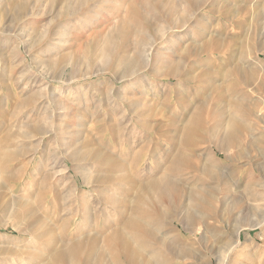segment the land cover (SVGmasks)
<instances>
[{"label": "rangeland", "instance_id": "374dc122", "mask_svg": "<svg viewBox=\"0 0 264 264\" xmlns=\"http://www.w3.org/2000/svg\"><path fill=\"white\" fill-rule=\"evenodd\" d=\"M131 2L150 4L99 0L102 10H115L64 21L60 51L35 46L50 13L27 18L25 37L9 27L0 33V264H51L54 253L66 247L59 234L67 227L76 238L89 232V225L98 226L96 218L83 222L82 231L78 218L67 224L75 210L67 206L78 193L64 196L74 184L89 195L88 202L77 204L109 213L111 225L117 223V207L109 199L121 208L127 205L129 217L143 195L140 219L154 234L135 242L144 251L160 249L175 264H264V0H206L184 13L191 20L179 30L165 16L146 12L163 27L150 32L147 67L122 80L121 60L136 55L137 44L149 34L142 22L130 26L126 43L115 38L113 56L104 57L100 49L115 35L116 25L131 19L118 11ZM202 30L205 36H199ZM179 64V78L166 74L167 67ZM233 130L230 144L221 147ZM185 131L191 139L187 146ZM175 163L180 170L172 174L168 169ZM203 167L216 176L204 175ZM167 177L177 183L178 197L162 203L153 194L156 208H151L142 187ZM84 178L89 187L81 183ZM201 189L214 203L209 210L193 207L196 217L186 220ZM28 202L30 212L17 209ZM182 217L185 225L178 221ZM250 223L260 226L252 229ZM49 226L56 242L43 237ZM99 245L96 255L103 251L107 264H122L113 260L103 238ZM96 255L86 246L82 264H94Z\"/></svg>", "mask_w": 264, "mask_h": 264}, {"label": "bare ground", "instance_id": "6f19581e", "mask_svg": "<svg viewBox=\"0 0 264 264\" xmlns=\"http://www.w3.org/2000/svg\"><path fill=\"white\" fill-rule=\"evenodd\" d=\"M125 1V0H124ZM150 2V4H146V5H140L139 2H131L130 5H128L127 8L125 9H118V11H124L127 14H129V17L131 19H128V21H123L122 23H120L119 25H116L117 27V32L115 33L114 36H108L106 41H105V46L103 49H100V52L106 56H110L112 55V51L115 48V38L117 36L121 37L122 40L124 41V43H126V40L128 39L127 37V33L130 30V26L131 25H137L140 22H142L143 26L145 27V31H147L149 34L144 35L146 37L145 41L139 42L137 44L136 50L134 53H136V55L131 56V57H124L123 60H121V62L125 65L124 67V71L121 73V79H126L129 78L131 75L133 76L134 74H136L142 67L146 66L144 63V57H145V47L147 44H149V40H153V35L150 34L156 31H161L162 27H157L154 23H152L147 17H146V12H154L156 16H158L159 18H164V16L166 18L169 19V21L166 19V22H171L170 27H172L174 30H179L184 28L189 21L191 20L189 17V15H185L184 13L187 11H196L198 8H200L205 2L206 0H148ZM99 0H14L13 2H9V0H0V33H4L7 28L9 27V29L13 30H17V32H19L21 34V36L25 37L27 34V26L25 27V25L27 24V18L31 17V16H35V17H43L44 15L47 14H51V17L49 19V23L45 26V29L43 28L42 33L39 34V39L37 41V43L35 44V46L37 48H42L46 47V48H52V49H58L60 51L61 47H63L65 44L63 43V41L61 40V38H59V36L65 31L62 29L65 28L66 26H63L65 24H63L64 21H70V20H75L78 17L82 16L83 17H87V18H94V16H98V12L100 11L102 5L100 3H98ZM109 2V1H108ZM126 3V2H125ZM124 3V5H125ZM101 6H100V5ZM105 4V3H104ZM127 4V3H126ZM108 6V5H107ZM107 6L105 8H107ZM115 7L111 6L110 9H101L102 11L100 13L103 14H111L112 10ZM184 11V12H183ZM99 13V14H100ZM115 13V12H114ZM196 13V12H195ZM149 15V14H148ZM175 17H178L177 21L175 19ZM32 18V17H31ZM154 18V16H153ZM152 18V19H153ZM7 20V21H5ZM163 20V19H161ZM10 23L8 26L5 25V22ZM154 21V19L152 20ZM163 22V21H162ZM68 23V22H67ZM160 23V21H159ZM70 24V23H69ZM170 24V23H169ZM159 25V24H158ZM61 27L60 31H57L56 28ZM136 27V26H135ZM143 28V27H142ZM217 29V28H216ZM115 30V29H114ZM113 30V31H114ZM170 30V28H169ZM36 31V30H35ZM166 31V30H164ZM146 32V33H147ZM112 33V34H114ZM137 33V32H136ZM157 33V32H156ZM10 34V33H9ZM26 34V35H25ZM6 35V34H4ZM8 35V34H7ZM65 35V34H64ZM139 35V32L137 34V36ZM159 35V34H158ZM165 35V34H164ZM3 36V35H2ZM155 36V35H154ZM157 36V35H156ZM155 36V37H156ZM199 36H205V31L202 30L199 34ZM158 37V36H157ZM126 39V40H125ZM140 39V38H139ZM158 39V38H157ZM161 39V38H160ZM138 40V39H137ZM27 42V41H26ZM46 42V43H45ZM29 43V42H28ZM104 43V42H103ZM150 45V44H149ZM151 47V46H150ZM101 48V47H100ZM117 48V47H116ZM152 48V47H151ZM30 49V48H29ZM33 49V48H32ZM55 49V51H56ZM147 49V48H146ZM35 50V49H34ZM150 50V49H149ZM206 51V50H205ZM204 51V52H205ZM168 52V51H167ZM97 53V52H96ZM100 53V54H101ZM171 53V52H170ZM208 53V52H207ZM98 54V53H97ZM173 54V53H172ZM262 55L264 56V52H262ZM113 56V55H112ZM259 58L262 57L261 54L257 55ZM101 57H103L101 55ZM123 57V56H122ZM149 58V57H148ZM174 58V57H173ZM89 59V58H88ZM91 59V58H90ZM105 59V58H104ZM257 59V58H256ZM37 60V59H36ZM37 62V61H36ZM147 62V61H145ZM168 62V61H167ZM50 63V62H49ZM46 64L47 66L51 67L50 64ZM115 63V61H114ZM41 64V63H40ZM39 64V65H40ZM182 64V63H181ZM45 65V63H44ZM242 67V66H241ZM66 68V67H65ZM153 68H156L155 66H153ZM182 66L179 64L175 67H170L168 69V73H166L168 76H178L179 78V73L182 70ZM243 68V67H242ZM41 70V69H40ZM76 70V69H75ZM75 70L73 69L72 72L75 73ZM157 70V69H156ZM242 70V69H241ZM65 71V70H64ZM76 74V73H75ZM155 74V72H154ZM64 75V74H63ZM120 75V74H119ZM74 76V75H73ZM160 76V75H159ZM86 77V76H85ZM181 77V76H180ZM75 78V77H74ZM177 78V79H178ZM55 79V78H54ZM170 79V78H169ZM118 80V79H117ZM70 81H73L72 79ZM220 88V87H219ZM222 88V87H221ZM232 91V90H231ZM241 91V90H240ZM236 92V91H235ZM239 92V91H238ZM234 93V92H233ZM236 94V93H235ZM238 94V93H237ZM236 94V95H237ZM226 97V96H225ZM233 98V97H232ZM237 98V97H236ZM21 105V104H20ZM246 106V105H245ZM244 107V106H243ZM220 110V109H219ZM198 113V112H197ZM252 113V112H251ZM259 115V114H258ZM257 116V115H256ZM255 116V117H256ZM234 117V116H233ZM261 117V116H260ZM223 118V116H222ZM235 118V117H234ZM258 118V117H257ZM237 119V118H236ZM200 120V119H199ZM203 121V120H202ZM201 122V121H199ZM238 122V121H236ZM230 123V122H229ZM231 125V124H230ZM239 125V124H237ZM187 126V125H186ZM193 126V125H192ZM197 126V125H196ZM202 126V125H201ZM200 126V127H201ZM205 126V125H204ZM241 126V125H239ZM60 127V126H59ZM199 127V125H198ZM203 127V126H202ZM227 127V126H226ZM235 127V126H234ZM206 128V127H204ZM233 128V127H232ZM240 129V128H239ZM181 130V129H180ZM199 130V128H198ZM201 130V129H200ZM263 130V129H262ZM182 131V130H181ZM179 132V131H178ZM187 131H185L186 133ZM192 132V131H191ZM196 133V131H194ZM202 132H203V128H202ZM234 132V130H233ZM238 133L240 131H237ZM198 133V131H197ZM226 133V132H225ZM190 133H186L185 137H186V146L189 144L190 142V137H189ZM203 134V133H201ZM227 134V133H226ZM225 134V135H226ZM229 134V133H228ZM230 135L226 140H223L222 142H220L219 145H221V147H223L224 145H226V143H228L227 145L230 144L231 138H233V134ZM237 134V133H236ZM184 135V134H183ZM240 135V134H239ZM197 136V135H196ZM241 136V135H240ZM225 137V136H224ZM195 139V137H194ZM193 139V140H194ZM222 139V138H221ZM239 139V138H237ZM196 140V139H195ZM234 141V140H233ZM232 141V143H233ZM216 147V146H215ZM226 154V153H225ZM72 158V157H71ZM74 160V159H73ZM72 161V159H71ZM202 165V164H201ZM220 165V164H219ZM205 166V165H204ZM210 166V165H208ZM264 167V166H263ZM178 168V163H175L172 165L171 169H168V171H170L172 174L179 172L180 169ZM203 173L204 175H208L209 177H215L216 174L214 173V169L211 170L210 168H204L203 167ZM262 170V169H261ZM239 171V170H238ZM229 172V171H228ZM224 173V172H223ZM235 173V172H234ZM232 174V173H231ZM86 175V174H83ZM82 175V176H83ZM167 175V174H166ZM229 175V174H228ZM87 176V175H86ZM56 176H50V179H54ZM58 177V176H57ZM60 177V176H59ZM85 177V176H84ZM230 177V176H229ZM90 178V177H89ZM121 178V177H120ZM48 179V177H47ZM60 179V178H59ZM66 179V178H65ZM105 179V178H104ZM206 179V178H205ZM218 179V178H217ZM82 180V184L85 187H89L91 184V182L89 181V179L84 178L81 179ZM108 183H114V180L111 179H106ZM123 182L127 181L126 178H122L120 179ZM209 180V179H208ZM50 181V180H49ZM48 181V182H49ZM59 181V180H58ZM75 181V180H74ZM105 181V180H104ZM218 181V180H217ZM216 181V182H217ZM95 182V181H94ZM59 183V182H58ZM76 183V182H75ZM227 183V182H226ZM180 184V183H179ZM56 185V184H55ZM235 185V184H234ZM233 185V186H234ZM250 185V184H249ZM258 185V184H257ZM97 186V185H96ZM236 186V185H235ZM248 186V185H247ZM255 186V184H254ZM259 186V185H258ZM264 186V184H263ZM261 186V187H263ZM59 187V186H58ZM69 187V186H68ZM94 187V186H93ZM184 187V186H183ZM238 187V186H237ZM253 187V186H252ZM250 187V188H252ZM256 187V186H255ZM233 188V187H231ZM249 188V189H250ZM84 189V188H82ZM96 189V188H95ZM94 189V191H95ZM122 189V188H121ZM142 193L143 194H147L148 195V199L146 200L147 202H149V204H151V208H153L152 206H155V201L151 198V196L153 194H156L157 197V201L159 202H166L169 198L172 199L171 197L176 196L178 197V185L177 183H175L170 177L164 178L160 181H154L152 183H150V185H147L146 187L143 186L142 187ZM209 189V188H208ZM257 189L259 190V187H257ZM263 189V188H262ZM58 190V189H57ZM217 190V189H216ZM227 190V189H226ZM232 190V189H231ZM246 190V189H245ZM2 191V190H1ZM68 191V190H66ZM82 191V190H81ZM80 191V189L78 188L77 184H74L73 188L71 187V189L69 190V192H66L67 195H65L64 197H68L67 199H69L70 196H74L76 193H78V199L77 201H73L71 204H69L67 207L70 208H75L74 211H71L69 213H71V216L69 215V218L67 220V224L70 226H73L72 224H75L77 218L78 221H80V230H83V222H86L87 220L91 222L92 218H96L97 219V227L94 225H89V227H91L89 230V232H85L82 233V235L76 236V238L72 237V234L70 233L69 228L68 229V233H67V229H66V233L63 235H60V239L61 242L64 243V245H66L65 248H61L59 249L57 252L53 251L52 253H54V255L52 256L51 260L48 261L51 264H82L81 262V257L83 256V252L86 246L89 247V250L91 251V253L95 256L98 252V246L100 243V240L103 238L105 240V242H107V246L113 251L112 253V258L116 263H122V264H175L173 259H167V257H165V253H163V251L159 250H153L151 252H147L144 251L141 247L135 246V242H140L142 241V239H148L151 238L154 234L152 232H150L148 229H146L145 224L142 222V220L140 219L142 217V215L144 216L143 213V209H142V202L144 200L143 195H140V197H138L136 204L133 206L134 208L132 209V214L131 216L127 217V209L128 207H126L125 205H121L123 208L120 207L121 203H117L114 204L112 201V199H109L110 201H108L107 203L110 206L113 207H117L115 209V213H116V219L115 221L117 222L116 225H111L110 222L111 218L109 217V213L107 212H103V211H98L95 210L92 205L91 207L87 205H83L82 207H80L77 203L81 202H88V196L86 193H82ZM97 191V190H96ZM209 191V190H208ZM224 191V190H223ZM55 192V191H54ZM140 192V191H139ZM232 192V191H231ZM241 192V190H240ZM189 193V192H188ZM222 193V192H221ZM246 193H248V190L246 191ZM260 190L259 192H257V195L259 196L260 194ZM2 194V193H1ZM5 194V193H4ZM192 194V192L190 193ZM231 194V193H230ZM250 194V193H249ZM55 195V194H54ZM61 193V196H63ZM98 195V194H97ZM194 195V194H193ZM220 195V194H219ZM229 196V194H227ZM237 195V193H236ZM252 195V194H251ZM92 196V195H91ZM219 197V196H218ZM246 197V196H244ZM248 197V196H247ZM255 197V196H254ZM62 198V197H61ZM228 198V197H227ZM1 197H0V201H1ZM10 199V198H9ZM63 199V198H62ZM99 199V198H98ZM183 199V198H182ZM214 199L213 196L209 195V192H207V189H201L200 193L195 195L192 198L191 203L187 200V202H189L191 205L188 207L187 210H191L187 216H186V220L187 219H192L195 216V208H200L202 209L203 207L208 208L212 207L211 205L214 203ZM226 199V196H225ZM60 200V197H59ZM90 200V199H89ZM181 200V199H180ZM240 200V199H239ZM242 200V199H241ZM246 200V199H245ZM251 200V199H250ZM249 200V201H250ZM16 201V200H15ZM122 201V200H121ZM153 201V202H152ZM173 201V200H172ZM182 201V200H181ZM227 201V200H226ZM60 202V201H59ZM124 202V201H123ZM247 202V201H246ZM15 203V202H14ZM101 203V202H99ZM127 203V202H126ZM168 203V201L166 202ZM218 203V202H217ZM249 203V202H248ZM22 204V203H21ZM103 204V203H102ZM216 204V203H215ZM219 204V203H218ZM237 204H239L237 202ZM100 205V204H99ZM104 205V204H103ZM180 205V204H179ZM186 205V203H185ZM32 206V205H31ZM217 206V204H216ZM236 206V205H235ZM13 207V206H12ZM29 202L25 203V205H20L18 206L17 209H21L24 210L25 212H30L31 209L29 208ZM63 207V206H62ZM194 207V209H193ZM4 208V207H3ZM14 208V207H13ZM108 208V207H107ZM130 208V207H129ZM6 209V208H5ZM101 209V208H100ZM109 209V208H108ZM3 210V209H2ZM11 210V209H10ZM63 210V209H61ZM68 210V209H66ZM186 210V211H187ZM16 211V210H15ZM211 212H214L213 210H210ZM262 211V210H261ZM67 212V211H66ZM113 212V211H112ZM111 212V213H112ZM198 212V211H197ZM210 212V213H211ZM260 212V211H259ZM9 213V212H8ZM16 213V212H15ZM157 213V212H156ZM262 213V212H261ZM12 214V213H11ZM20 214V212H19ZM160 214V213H159ZM165 214V213H164ZM163 214V215H164ZM186 214V212H185ZM13 215V214H12ZM167 216V214H165ZM171 215V214H170ZM181 215V213H180ZM17 216V215H15ZM111 216V215H110ZM115 216V215H114ZM172 216V215H171ZM65 217V216H64ZM63 217V219H64ZM67 217V216H66ZM65 217V219H66ZM176 217V216H174ZM196 217V216H195ZM114 218V217H113ZM179 219V218H178ZM185 219H179V222H182V224L185 225ZM95 220V219H94ZM64 221V220H61ZM191 223V222H190ZM181 224V225H182ZM250 227L252 229L259 227V224H252L250 223ZM63 225V224H62ZM85 225V224H84ZM195 225V224H194ZM51 226H49V228H46L43 237L46 239H49L56 242L57 238H56V233L54 232V230L50 229ZM88 227V226H87ZM262 227V226H261ZM85 228V227H84ZM195 229V228H193ZM31 230V229H30ZM25 232H28L27 230H24ZM63 232H65V227L63 225ZM32 233V231H31ZM76 233V232H75ZM238 233V232H237ZM29 234V233H28ZM34 235V233H32ZM37 234V233H36ZM39 234V233H38ZM80 234V233H78ZM31 235V234H30ZM157 235V234H156ZM35 236V235H34ZM33 236V238H34ZM67 236L70 237L69 240H67ZM240 236V235H239ZM37 238V237H36ZM34 238V239H36ZM237 238V237H236ZM42 239V238H41ZM156 239V237H155ZM249 239V237H248ZM38 240V239H37ZM150 240V239H149ZM159 240V238H158ZM157 240V241H158ZM44 241V240H43ZM42 241V242H43ZM147 241V240H146ZM154 241V239H153ZM152 241V242H153ZM163 242V240H161ZM46 242V241H45ZM144 242V241H143ZM156 242V241H155ZM154 242V243H155ZM160 242V240H159ZM158 244V243H157ZM45 245V244H44ZM54 245V244H53ZM68 245V246H67ZM103 245V244H101ZM161 245V243H160ZM48 246V245H47ZM100 246V245H99ZM142 246V245H141ZM159 246V245H158ZM46 247V246H45ZM49 250V247H47ZM52 248V247H51ZM50 248V250H52ZM100 248V247H99ZM157 248V247H156ZM106 250V249H105ZM87 251V250H86ZM85 251V252H86ZM89 252V251H88ZM34 255V254H32ZM36 256V255H35ZM40 256V255H39ZM38 256V258H39ZM89 256V255H88ZM34 258V257H33ZM40 259V258H39ZM94 259V258H93ZM35 260V258H34ZM33 260V261H34ZM38 260V259H37ZM92 260V259H91ZM112 260V262H114ZM40 260H38L39 262ZM37 264V261H34ZM89 262V261H88ZM87 262V263H88ZM94 262V261H93ZM42 263V262H40ZM108 263V259H106L104 252L101 251V253H99L98 255H96L95 257V262L94 264H107ZM35 264V263H34ZM46 264V262L44 263ZM85 264V263H84ZM92 264V263H91ZM223 264V263H222Z\"/></svg>", "mask_w": 264, "mask_h": 264}]
</instances>
